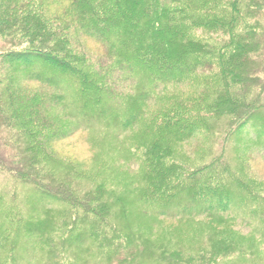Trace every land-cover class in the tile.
Wrapping results in <instances>:
<instances>
[{"label":"trees","instance_id":"1","mask_svg":"<svg viewBox=\"0 0 264 264\" xmlns=\"http://www.w3.org/2000/svg\"><path fill=\"white\" fill-rule=\"evenodd\" d=\"M198 31L208 37H199ZM90 41L105 46L106 58L93 60L76 47V43L84 47ZM102 59L105 61L100 63ZM5 68L13 76L26 72L29 83L56 92L32 94L33 103L39 99L43 104L61 105L71 117L77 115L73 107L76 97L80 112H85L80 114L89 120L109 115L108 123L121 130L140 125L139 131H147L148 142L137 144L133 152L145 162L147 201L165 207L173 196L183 194L189 201L183 202L186 205L178 209L177 216L192 214L217 225L228 226V220L239 219L251 227L248 220L252 215L264 239V186L254 189L230 180L221 155L194 169L173 162L165 167L164 162L172 159L171 145L164 140L167 133L175 141L190 139L209 117L228 122L222 127L223 131L228 127L227 138L264 111V0H0V75L4 76ZM207 73L212 81L206 83L205 88L212 86L207 100L198 97L192 105L150 109L160 94L165 95L167 86L187 85L192 77L204 74L205 78ZM2 79L0 76V171L66 207L60 226L47 231L58 233L67 228L72 233L76 224L90 220L76 236L79 243L92 240L102 251L104 245L111 249V242H120L114 246V264L135 260L149 241L126 231L121 235V229L105 220L109 210L105 201L93 198L91 191L75 194L42 165L47 142L67 138L74 131L85 132L82 126L87 123L89 127L91 122L81 125L75 119L74 129L61 131L37 124L33 130L29 118L42 121L48 112L40 107L27 113L25 105L19 104L22 97L2 86ZM263 122L256 120L260 125L254 132L256 142L264 138ZM16 126L28 139L26 146L20 141L22 132H12ZM258 145L264 148L263 142ZM204 175L207 178L201 181ZM87 230L90 235L83 239ZM43 232L40 227L38 235ZM231 233L214 231L208 237V248L195 255L164 251L161 261L219 264L238 250L233 240L236 233ZM65 244V240L60 243ZM51 253L54 264H75L67 262L62 256L65 251L58 247ZM252 258L239 257L226 264H246Z\"/></svg>","mask_w":264,"mask_h":264},{"label":"rangeland","instance_id":"2","mask_svg":"<svg viewBox=\"0 0 264 264\" xmlns=\"http://www.w3.org/2000/svg\"><path fill=\"white\" fill-rule=\"evenodd\" d=\"M197 35L208 37L200 31ZM76 47L84 49V53L93 60L106 58V48L101 43L86 42L84 48L79 42ZM103 61L105 59L100 63ZM8 69L5 68L4 76L0 75L4 81L2 86L11 87L22 97L23 100H19V104L25 105L27 113L40 107H43L42 111L48 112L47 116L43 115V122L24 116L29 118L28 124L33 130L37 124L48 125L52 130L61 131L74 129L75 119L79 120L81 125L87 121L91 122L89 127L87 123L82 126L85 132L74 131L67 138L47 142L41 158L42 165L57 182L69 186L75 194L91 191L93 198L105 201L109 206L105 220L121 229V235L126 231L149 241L135 260L127 259L128 264H165L161 261L164 251L195 255L208 248V237L218 230L236 233L231 234H234L233 240L238 245V250L230 256H225L219 264H226L239 257H253L251 260L247 259L246 264H264L261 261L264 259V239L260 237V228L255 225L252 215L248 220L252 222L251 227L242 224L239 219L237 222L228 220V226L217 225L214 221L211 223L192 214L177 216L178 209L186 205L183 202L189 201L183 194L173 196L165 207L159 206L154 200L153 204L146 200L145 188L148 179L145 162L138 159L134 153L137 144L147 143L146 139L150 136L146 134L147 131H139L140 125L138 128L121 130L108 123L109 115L98 121L89 120L86 114H80L84 111L80 112L76 97L73 98V107L77 115L72 114L71 117L61 105L56 106L52 102L43 104L39 99L33 103L32 94L40 93L46 96L56 92L51 88L29 83L26 72L18 71V74L13 76L12 70L7 72ZM204 74L198 75V79L192 77L187 85L182 83L178 86H167L165 95L160 94L158 90L157 94L161 96L151 103L150 109L170 110L174 106L177 108V105H192L198 97L207 100L211 91L209 88L212 86L205 88L206 83L209 85L212 81L208 78V73L205 78ZM70 90L71 94L75 95L73 86ZM86 101L94 102L92 99ZM257 119L261 123L264 121V111L260 110L252 122L245 124L240 132L227 138L225 134L228 127L224 131L222 127L228 122L209 117L199 133L190 139L175 141L173 136L167 133L164 140L171 145L169 154L172 159L164 160L165 167L173 162L177 166L194 169L209 164L212 158L221 155L228 166L230 180L248 183L254 189L264 186V148L260 149L258 145L260 141L264 145V138L255 141L254 132L256 127L260 126L256 124ZM19 130L16 126L12 132L17 133ZM20 141L26 146L28 139L23 132ZM206 178L207 175H204L201 181ZM65 209L66 207L53 197L42 195L29 184L0 171V264H54L56 261L51 251L56 247L65 251L62 256L67 262L114 264V246L117 247L120 242H111L114 245L111 249L104 245L102 251L98 249L97 242L92 240L79 243V237L76 236L90 225V220L76 224L72 233H67V228L60 229L58 233L49 232L60 226L59 220L66 214ZM40 227L44 230L42 236L38 235ZM87 231L83 239L90 235L89 230ZM64 240L66 244L61 246L60 243ZM57 263L64 264L66 261Z\"/></svg>","mask_w":264,"mask_h":264}]
</instances>
